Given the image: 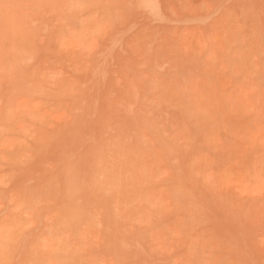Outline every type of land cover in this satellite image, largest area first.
<instances>
[{
    "label": "rangeland",
    "instance_id": "1",
    "mask_svg": "<svg viewBox=\"0 0 264 264\" xmlns=\"http://www.w3.org/2000/svg\"><path fill=\"white\" fill-rule=\"evenodd\" d=\"M144 1L0 0V264H264V0Z\"/></svg>",
    "mask_w": 264,
    "mask_h": 264
},
{
    "label": "bare ground",
    "instance_id": "2",
    "mask_svg": "<svg viewBox=\"0 0 264 264\" xmlns=\"http://www.w3.org/2000/svg\"><path fill=\"white\" fill-rule=\"evenodd\" d=\"M133 1H134V0H133ZM145 1H146V0H145ZM145 1H144V3L142 2V4H141V6L144 8V11H145V9H146V11L148 12V15L151 14L152 16H158V15L160 16V14H159V10H158L159 7H158V6H154V4H153V3H154V0H151L153 3H152V2H148V1L145 2ZM149 1H150V0H149ZM134 5H135V4H134ZM134 5H133V6H134ZM139 7H140V6H139ZM156 7H157V8H156ZM136 8H137V7H136ZM143 8H142V9L139 8V9L143 11ZM144 11H143V13H144ZM151 15H150V16H151ZM159 16H158V17H159ZM160 20H161V19H160ZM155 21H156V20H155ZM159 93H161V92H159ZM168 102H169V101H168ZM107 170H108V169H107ZM104 171H105V170H104ZM104 171H103V172H104ZM108 174H110V173H108ZM116 182H117V181H116ZM145 185H146V184H145ZM124 188H125V187H124ZM145 191H146V190H145ZM134 206H135V204H134ZM122 211H123V210H122ZM135 215H136V214H135ZM15 222H16V221H15ZM16 223H18V222H16ZM12 226H14V225H12ZM15 226H16V225H15ZM17 230H18V229H16V231H17ZM16 231H15V232H16ZM19 231H20V230H19ZM15 234H16V233H15ZM12 235H14V234H12ZM14 236H15V235H14ZM17 237H18V236H17ZM19 237H20V235H19ZM14 238H15V240H16V237H14ZM9 239H10V238H9ZM12 240H13V237H12ZM17 240H18V239H17ZM9 242H10V241H9ZM18 242H19V241H18ZM21 242H22V241H21ZM15 243H16V242H15ZM9 244H10V243H9ZM9 244H8V245H9ZM13 244H14V243H13ZM14 245H15V244H14ZM4 247H5V246H4ZM9 247H10V246H9ZM33 247H34V246H33ZM118 247H119V246H118ZM10 249H11V248H10ZM32 249H33V248H32ZM11 250H12V249H11ZM5 252H6V251H5ZM2 253H3V252H2ZM3 254H5V253H3ZM59 254H60V253H59ZM70 254H71V252H70ZM6 255H7V254H6ZM32 255H33V254H32ZM36 255H37V252H36ZM7 256H8V255H7ZM33 258H34V257H33ZM39 258H40V257H39ZM39 261H40V259H39Z\"/></svg>",
    "mask_w": 264,
    "mask_h": 264
}]
</instances>
